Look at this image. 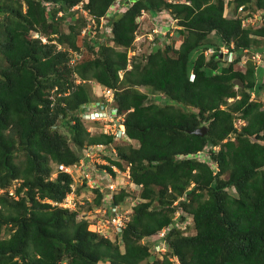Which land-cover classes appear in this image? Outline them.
<instances>
[{
    "label": "trees",
    "instance_id": "16d2710c",
    "mask_svg": "<svg viewBox=\"0 0 264 264\" xmlns=\"http://www.w3.org/2000/svg\"><path fill=\"white\" fill-rule=\"evenodd\" d=\"M115 1L0 0V188L21 179L19 199L0 194V264H174L173 255L181 264H264V69L240 62L245 48L264 42V23L242 27L224 15V0H120L126 8L108 17L112 36L84 45L87 18L70 9L82 2L100 17ZM235 3L264 9V0ZM162 9L178 18L181 42L156 44L129 60L142 10ZM66 17L67 32L60 26ZM223 45L235 51L233 60L220 56ZM68 48L82 53L73 65ZM88 80L116 89L128 134L139 141L121 148L115 161L123 169L131 162L132 178L142 184L123 248L90 231L80 210L43 201L61 202L71 190L68 173L51 177L56 164L78 160L86 141L111 140L89 136L76 115L93 97ZM236 119L245 124L238 128ZM203 125L206 135L190 132ZM207 144L220 146L211 149L216 172L196 158L177 157ZM178 211L193 225L181 228L186 217L174 220ZM164 226L168 252L159 259L149 251L154 242L141 240ZM191 227L194 233L185 235Z\"/></svg>",
    "mask_w": 264,
    "mask_h": 264
},
{
    "label": "clouds",
    "instance_id": "9594fccd",
    "mask_svg": "<svg viewBox=\"0 0 264 264\" xmlns=\"http://www.w3.org/2000/svg\"><path fill=\"white\" fill-rule=\"evenodd\" d=\"M168 1L172 2V3H174V2H185V3H188V4L190 3V1H188V0H168ZM47 5H48V7L50 5L52 6V4L50 2H48ZM113 6L110 8L109 13H106V14L100 16V17H94L89 12L88 9L83 7V3L82 2H80L77 5H74L71 8V10L72 11L80 10L83 13L84 17H86L87 20L90 21V23H93L92 26H90V29L92 31H96L95 33H93V35H96V33L100 32L101 34H105L106 36H112V25L110 23L111 21L108 20V17L110 18V13L113 10L114 11H116V10L117 11H123L126 8L125 5H123L120 2V0L115 1ZM231 8H232V13H233L232 15L229 14V12L231 11ZM240 8H242V9H240ZM163 11H168L167 15H169V14L171 15V17H172L171 20L172 21H176L177 20V23H178V18H176L174 16V14L169 9H162L161 12H163ZM159 13H160V11H158L155 14H151V13L147 12L146 10H142L141 15L137 19L138 23H139V21L143 20L145 17H148V16L152 17L153 24H155V27L153 28V30H151L152 32H150L152 37H149V39L151 41H154V39L156 38L157 34L159 35L160 33H162L164 35H167V32L165 30H163L166 27L162 26L163 24L161 25L158 21L153 19V15L156 16ZM59 14H60V16H62L63 12L60 11L58 13V15ZM224 15L226 17H230V18L233 17V18L240 19L242 27H245V28H247V27H258L259 25H262L264 23V9L263 8L247 7V5H245V4L236 6L235 0H224ZM76 16H78V15L76 14ZM156 23H158V24H156ZM139 27H140V25H139ZM138 29L135 32V40H134V43H133V48H130L128 50V59L129 60L132 59L134 55H137V54L140 53V51L138 49H136V47L134 46L136 44L137 40H138L137 39ZM84 30H85V27H83L82 31H84ZM82 31H81V33H82ZM33 35H34V37L40 38V33L38 31H36ZM52 42L56 43V41H52ZM59 46H61V48H59ZM231 47H233V43H232ZM58 49H65L66 50V48L64 46H62V45H58ZM70 49H72V48H70ZM73 51H75V50H73ZM214 51L215 50H213V49H208V50L205 51V54H210V53H213ZM223 51H224V53H223ZM245 51H247V52L251 51L252 52L253 58H251V60H252V62H254L253 63L254 65H256L255 63H261L262 62L260 60H254V57L256 56V58H257V56H259V55L264 57V49L262 51H260L258 48H253V47L252 48H245L244 51H243V55L245 54ZM130 52H133L131 57H129ZM234 53H235V51H233V49H231V48H229L227 46H224V45L220 49V56L223 57L227 61L233 60ZM81 56H82V53H81ZM240 62L242 64L248 63V61H244L243 56H242V59L240 60ZM75 63L76 62L71 63V60H70V64L71 65H73ZM260 65L261 64L256 65L255 66L256 69ZM128 67L131 68V65L129 64ZM120 75L122 76V71H120ZM193 77H194V75L192 74L191 79H193ZM76 82L79 83V82H81V80L77 79ZM88 82L92 86L93 97H92V99L90 101L84 102L83 104H81L79 106L76 115H77L78 119L84 124V126L86 128V132L89 134V136H93V135H97V134H103V135L111 137V140L110 141H106V142L105 141H100V142H87L86 141L83 144V146L79 149V158L81 157V150L84 147V145L96 144V143H103V144H108V145L111 144V146H113L116 149V151H117L118 159H115V160L112 161L113 163H115V161H117V160H119L121 158V155H120V149L121 148H124V147H127V146L138 147L139 146V141L137 139H135V138L130 137L129 134H128L127 128L125 126V122H126L125 120H126V116H127V111H121L120 108H119V105L116 103V101H115V91H116V89H114L112 87H109V86L102 85L100 82H98L96 80H88ZM236 83L239 84L238 82H236ZM104 87L111 88L114 91V100L112 101V105L114 107H117L119 113H123L125 115L124 122L122 123V130L123 131L121 132V134L119 136H116L114 134H107V133H104L102 131H99V128L101 126V122L99 120H92V119H88V118L86 119L83 116V113L86 112V108H85L86 105H90L92 103L97 102L100 99H103L102 88H104ZM97 90H100V92H101L100 96H97ZM69 93H70V89H68L64 93L58 92L57 95L55 97H53L54 101L51 103V105L55 104V101H56L57 97H62L63 95L67 96ZM251 96H252V98H256V93L254 91H252L251 92ZM230 99H233V98H229L228 100H230ZM62 105H65V101L64 100H62ZM75 120L76 119H74L72 121V123H75ZM242 124H245V121H243ZM90 126L93 127V128L95 127L94 128L95 131H92V132L89 131L88 128ZM205 126H207V125H205ZM211 149L217 151V150L220 149V146L219 145H213V144H207L203 149L198 150L197 152L190 153V154H180V155H177V157L178 158H187V157L188 158L189 157L190 158L191 157L192 158H196L200 162L208 163L210 165V167H212L214 172H216L218 170V163L216 161H213V158H212V155H211V151H212ZM125 161H126L125 167L128 166V165L130 167V178L126 179L125 183L123 185H120L118 188L113 189V188H110V187L107 186L105 188L104 192H102V191H100L99 187L90 188V187H88L86 185H78L77 184L78 185L77 189L79 187H85L86 188L85 190H87V188H88V189H90L93 192V195L92 194L90 195V197H93L91 200H89V196H82V194H80V196H81L80 200L78 199V203H80L79 205L80 206L81 205H85L87 207L86 211H89L92 214L96 215L95 209L98 208V207H102L103 205L109 206V204L106 201H104V199H106V198L112 204L119 205V207H121V208H123V207L129 208L130 209V212H129V216L130 217H129V220L127 221V224H126V227H127L128 223L131 220V216H132V212H133L134 207L140 201H143V199L141 198L140 193H139V191H141V189H142V184H138V183H136L133 180L132 175H131V165H132V163L129 162L128 160H125ZM74 162H75V160H74ZM74 162H72V163H74ZM72 163H64V164H72ZM107 167L110 168V166H107ZM60 172H63V171H59L58 170V164H56L54 166V171L52 172V176L51 177H56L57 174L60 173ZM72 180H73V178H72ZM107 181H106V185H108ZM72 183H73V181H72ZM72 183H71V185H72ZM77 189H76V191H77ZM71 190H72V186H71ZM90 193L91 192H89V194ZM99 195H100L99 202L95 203V199H96V197L98 198ZM82 198H83V200H82ZM95 204H97V205H95ZM89 205H91V206H89ZM70 208H72V207H70ZM73 209L79 210V209H76V208H73ZM181 213L183 215H185L186 219L183 222H181L179 226L181 228H186L187 226H190L189 224L193 225V218L191 216H189L186 212L178 211L175 214V216H174V220H177L180 217ZM80 217L85 218L89 222L88 229L90 231H93V232L97 233L99 236H101L103 238H106V239H109V240H111L113 242H118V243H120L122 248L124 247L123 242L121 240V235L123 234V231H124V229L126 227L122 230V232H116L113 228L108 229L106 232L105 231L101 232V231L92 229V225L94 224L95 220L91 219L90 216H88L87 214H83L82 216L79 215V218ZM188 218L191 220V222L189 224L186 222V220ZM163 230L165 231V234H164V236H161L160 232L163 231ZM169 230H170L169 227H167V226L165 227L164 226L161 229H159L158 231H156V233L154 235H151V236H148V237H144L141 240V243L142 244H146V243H148L147 241H149V240L153 241L154 243H152V245L150 246V249H149L150 253L152 255H155L159 259H163L164 256L166 255V253L168 252V241L166 239V235L169 232ZM183 233L187 234L188 233V228L186 230H184ZM161 247H164L165 250H161ZM170 259L174 262V264H181V262L179 261L178 256H176V255L170 256ZM103 264H107V263H103Z\"/></svg>",
    "mask_w": 264,
    "mask_h": 264
},
{
    "label": "built area",
    "instance_id": "2783aa9c",
    "mask_svg": "<svg viewBox=\"0 0 264 264\" xmlns=\"http://www.w3.org/2000/svg\"><path fill=\"white\" fill-rule=\"evenodd\" d=\"M95 32L96 31H93V33ZM59 48H61V46H59ZM69 52L72 55L71 63H74L81 57L79 51L69 49ZM132 54L133 52H130L129 57H131ZM102 93L103 99L86 105V112L83 113V116L86 119L99 120L101 122L99 131L119 136L123 131L122 123L124 122L125 115L119 113L117 107L112 105L114 91L111 88H102ZM94 128L90 126L88 130L92 132L95 131ZM115 159H118L117 151L111 144L96 143L84 145L79 160L72 164H58L59 171L66 172L73 178V183L71 185L72 190L66 195L62 202H55L51 199H44L43 201L53 205L71 207L70 205L73 203L70 201L73 198L75 204L76 198H81L78 197L79 195L76 191L78 185H86L90 188L99 187L102 192H104L107 186L113 189L118 188L125 183L126 179L130 178V167L128 165L123 169L117 166L112 162ZM107 166H110V168ZM106 181L108 185H106ZM20 182V179H14L8 188H0V194L8 193L10 196L19 199L17 187H19ZM104 201H106L109 206L103 205L95 209L97 217L99 216L100 218L94 221L92 229L106 232L108 229L113 228L116 232H122L129 220L130 209L125 207L121 208L119 205L112 204L107 198L104 199ZM164 234V230L160 232L161 236H164ZM161 250H165V248L161 247Z\"/></svg>",
    "mask_w": 264,
    "mask_h": 264
},
{
    "label": "rangeland",
    "instance_id": "374dc122",
    "mask_svg": "<svg viewBox=\"0 0 264 264\" xmlns=\"http://www.w3.org/2000/svg\"><path fill=\"white\" fill-rule=\"evenodd\" d=\"M25 7L26 6L24 5L23 9H25ZM49 8H51V5H50ZM70 11L73 12L71 9H70ZM161 11L162 10H160V13L158 15H156V16L153 15V19L156 20V21H158L161 25L163 24L162 26L166 27L163 30H165L167 32V35H164V34L160 33L159 34V37L160 36L161 37L158 39L159 40L158 42L151 41L149 39V37H152V35L150 34V32H152L151 30H153V28L155 27V24H153V20H152V17L151 16L145 17L143 20L139 21L140 27H139L138 32H137V39L138 40L136 39L137 42L134 45L136 47V49H138L140 52H147V51L151 50L152 49L151 47L154 46V45H156V44L159 45V46H161V47H163L164 44H167V43L177 44V43L181 42L182 35L179 34V33H177V30L179 28H181V27L177 23V20L176 21H172L171 20V18H172L171 15L170 14L167 15V12L168 11H163V12H161ZM75 14L80 15L81 12L75 11ZM229 14L230 15L233 14L232 13V8H231V11L229 12ZM58 16H60V14ZM68 19H69V17L68 18L66 17L65 20H62L61 21V25H60L61 26V29L65 30L66 32L69 30L68 29V22H67ZM92 24L93 23H90V21L87 20L85 22V30L82 31V33L80 34V36L82 37V38L81 37L80 38L84 42V45L90 44L91 40L94 39V38L101 39V33L100 32L96 33V35H93V31L90 29V26H92ZM156 24H158V23H156ZM103 35H105V34H102V36ZM255 46H257V47L259 46V47L263 48L264 47V42H260V43L254 44L253 45V48H256ZM223 53H224V51H223ZM251 58H253L252 52L251 51H248V52L245 51V54L243 55L244 61H249V60H251ZM254 60H260V61H262L261 63H255L256 65L261 64L259 67H257L258 70L259 69L260 70L261 69H264V57H262L261 55H259L256 58V56H255L254 57ZM262 72H263V70L261 71V73ZM263 79H264V73H263ZM236 86H238V85H236ZM142 90H144L147 93H149V95L152 94V92L148 88H146V87H143ZM263 92L264 91H262V93ZM100 95H101L100 90H97V96H100ZM160 95H162V94H160ZM261 96H262V98L264 97V95H261ZM232 100H234V98L233 99H230L229 101H232ZM243 121L244 120H242V119H236V125L238 126V128H240V126L243 123ZM71 146L73 147V144L72 143H71ZM226 175L227 174H225V176ZM82 189H83V191L81 190V191L77 192V193H79V198L81 197L80 196V193H81L82 196H89V200H91L93 197H90V195L91 194L93 195V192L90 189H88V188H87V190H85L86 189L85 187H82ZM78 190H79V188H78ZM89 192H91V193L89 194ZM82 200H83V198H82ZM70 202L73 203L72 205H70L72 208L78 209V206H80L79 205L80 203H78V199L77 198H76V204H75L74 198ZM79 210L81 211L80 214H79L80 216H82L83 214H87L88 216H90V218H92L94 220H97L98 218H100L99 216L97 217V215H94V214L90 213L89 211H86L87 210V207L86 206L85 207L83 206V208L82 209H79ZM186 222L189 224L191 222V220L188 218L186 220ZM189 225H191V224H189ZM194 231H195V229L193 227H191V228L188 229V233L185 234V235H189L191 233H194ZM142 264H144V262Z\"/></svg>",
    "mask_w": 264,
    "mask_h": 264
},
{
    "label": "water",
    "instance_id": "95a60500",
    "mask_svg": "<svg viewBox=\"0 0 264 264\" xmlns=\"http://www.w3.org/2000/svg\"><path fill=\"white\" fill-rule=\"evenodd\" d=\"M236 82H238L239 84H241L243 86V83L241 81L236 80ZM190 132H193L195 134H199L200 136H204V135H206L208 133V127L203 125V126H201L199 128H196V129H194V130H192Z\"/></svg>",
    "mask_w": 264,
    "mask_h": 264
}]
</instances>
